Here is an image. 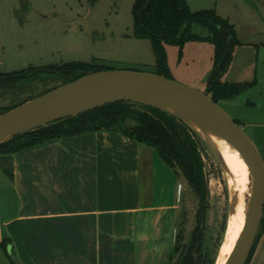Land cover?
Listing matches in <instances>:
<instances>
[{
	"label": "crops",
	"instance_id": "0c3cea01",
	"mask_svg": "<svg viewBox=\"0 0 264 264\" xmlns=\"http://www.w3.org/2000/svg\"><path fill=\"white\" fill-rule=\"evenodd\" d=\"M262 45L240 40L223 75L255 81L244 101L260 127ZM0 156L20 199L17 209L0 199V264H14L12 254L23 264H172L188 204L178 170L154 146L94 130Z\"/></svg>",
	"mask_w": 264,
	"mask_h": 264
},
{
	"label": "rangeland",
	"instance_id": "374dc122",
	"mask_svg": "<svg viewBox=\"0 0 264 264\" xmlns=\"http://www.w3.org/2000/svg\"><path fill=\"white\" fill-rule=\"evenodd\" d=\"M187 1L192 10L215 8L229 18L239 40H264V0ZM133 3L134 0H0V107L19 106L64 84L62 76L45 70L51 64L95 60L112 69L157 73L150 39L132 35ZM192 30L200 35L208 33L199 24H194ZM166 50L172 79L206 92L214 64V44L194 40L183 46L167 44ZM259 56L261 63L263 45ZM28 68L37 71L15 77ZM246 96L243 92L233 99L221 100L219 105L253 140L264 163V127L250 125L249 122L258 120L259 111L245 103ZM139 102L134 104L135 108L143 109ZM197 134L209 191L205 249L210 250L209 256L215 257L218 264L238 186L230 164L222 161L207 138ZM1 160L0 156V163ZM178 173L184 184L182 198L188 206L185 230L180 231L172 264L189 244L199 209L196 193L179 169ZM0 199L16 209L20 205L10 176L1 165ZM257 235V247L249 264H264V224H260Z\"/></svg>",
	"mask_w": 264,
	"mask_h": 264
},
{
	"label": "trees",
	"instance_id": "16d2710c",
	"mask_svg": "<svg viewBox=\"0 0 264 264\" xmlns=\"http://www.w3.org/2000/svg\"><path fill=\"white\" fill-rule=\"evenodd\" d=\"M132 13V35L150 39L156 55L157 73L172 78L168 66L167 44L183 46L188 41H210L214 44V64L206 92L213 100L219 104L221 100L234 98L254 85L255 81L223 80L232 61L234 47L240 40L235 25L215 8L192 10L187 0H134ZM194 24L203 26L207 35L194 32ZM108 68L110 67L94 60L51 64L45 70L62 76L66 83L88 72ZM35 71L37 70L34 68H28L19 71L21 74L15 77ZM136 102L138 101L119 100L105 103L15 134L0 143V155H9L58 137L94 130H119L129 137L154 146L170 167L183 173L199 200L196 226L188 246L175 264H215L216 258H211L208 254L210 250L205 249L209 191L197 131L172 112L143 102L139 103L144 108L138 109L134 106ZM17 106L0 107V113ZM263 224L264 211L261 220V225ZM258 235L246 264L251 262L254 255ZM219 245L220 243L217 249Z\"/></svg>",
	"mask_w": 264,
	"mask_h": 264
},
{
	"label": "water",
	"instance_id": "95a60500",
	"mask_svg": "<svg viewBox=\"0 0 264 264\" xmlns=\"http://www.w3.org/2000/svg\"><path fill=\"white\" fill-rule=\"evenodd\" d=\"M119 100L148 103L182 120L190 117L205 122L241 150L254 173L256 188L240 238L225 264H246L264 211V163L253 140L205 91L154 72L112 68L91 71L0 113V143L53 120ZM12 261L23 264L13 254Z\"/></svg>",
	"mask_w": 264,
	"mask_h": 264
},
{
	"label": "bare ground",
	"instance_id": "6f19581e",
	"mask_svg": "<svg viewBox=\"0 0 264 264\" xmlns=\"http://www.w3.org/2000/svg\"><path fill=\"white\" fill-rule=\"evenodd\" d=\"M132 87L144 88L142 85H132ZM80 106L84 107L86 104ZM186 120L211 142L222 161L230 164L237 180L238 191L235 192L232 200L230 228L218 260V264H225L233 252L246 223L250 202L256 188V179L244 154L224 134L200 120L190 117H186Z\"/></svg>",
	"mask_w": 264,
	"mask_h": 264
}]
</instances>
